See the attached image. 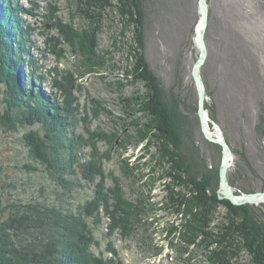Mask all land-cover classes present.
<instances>
[{"label":"rangeland","instance_id":"rangeland-1","mask_svg":"<svg viewBox=\"0 0 264 264\" xmlns=\"http://www.w3.org/2000/svg\"><path fill=\"white\" fill-rule=\"evenodd\" d=\"M16 1L31 12L20 14L19 19L28 26L25 29L33 45L30 54L34 74L42 76L41 84L35 80L33 84L48 94L54 91L53 78L61 79L56 76L55 69L60 75L66 71L73 73L72 89L79 101V111L68 129L69 134H82L88 138L86 129H89L108 135L116 132L117 141L123 133L130 138L124 146L116 141L110 146L106 140H97V149L102 156L106 157L107 153L109 156L103 157L106 187L113 185V177H118L124 197L131 201L141 199L146 211L136 221L135 230L127 236L120 229L108 236L104 218L103 224L94 229L91 251L106 258L119 259L123 264H220L211 259V250L220 249L217 244L210 248L195 244L184 249L180 232L185 218L171 207H164V184L169 181L163 176L166 164H157L154 145L146 150L144 142L137 144L133 138L135 131L131 123L135 114L123 98L135 91L141 93L145 88L142 82L126 84L124 77L131 31L126 33L123 42L118 41L117 17L108 12L97 43L99 51H108L110 64L100 72L83 73L80 55L74 53L68 44H56V50L63 49L56 55L46 44L47 37L61 39L55 28L57 22L77 29L88 26V19L78 10L76 0ZM145 8V57L165 97L175 96L178 109L189 119L188 134L182 133V152L192 163L195 175L201 178V173L220 168L223 154L207 144L196 114L197 94L190 71L198 56L194 41L200 17L197 0H145ZM207 12L208 55L202 73L206 101L213 109L224 137L237 153H233L228 171L237 181L234 189L259 191L264 188V0H208ZM53 13L56 17L49 19ZM30 71L25 63L21 69L24 83H28ZM56 95L60 103L63 96L60 92ZM4 99V88L0 83V112L5 106ZM95 110L98 112L96 116ZM30 129L42 132L37 124L21 125L15 131L0 124L2 215L7 214V205L14 200H46L76 210L77 205L92 194V185L80 176L82 174L65 176L74 183L71 185L56 181L40 161L31 157L29 147L25 145L23 135ZM209 130L216 131L210 124ZM82 149L80 157L88 159L91 146L86 144ZM242 153L250 167L243 161ZM26 165L33 169L26 168ZM260 203L264 204L258 201L253 205L256 206V215L264 218V205ZM225 212L223 205L216 208L210 224L213 233L219 232V227L226 223ZM108 243L116 254L107 250ZM250 262V255L245 250L229 259V264Z\"/></svg>","mask_w":264,"mask_h":264},{"label":"trees","instance_id":"trees-1","mask_svg":"<svg viewBox=\"0 0 264 264\" xmlns=\"http://www.w3.org/2000/svg\"><path fill=\"white\" fill-rule=\"evenodd\" d=\"M76 3L78 10L88 19V26L77 29L70 24L55 23L61 39L47 37L48 50L56 55L63 50L62 47L56 50V44H68L74 53L80 55L83 73L100 72L110 64L108 51H99L97 43L107 13L111 11L117 17L118 41L123 42L126 33L131 31L126 47L124 77L126 84L142 82L145 90L133 92L123 98V102L135 114L131 123L135 143L144 142L146 150L154 145L157 164H166L163 176L169 181L164 184V207H171L185 218L180 232L184 249L195 244L206 248L217 244L220 249L211 250V259L220 264H229V259L242 250L250 255V264H264V218L256 215V206L233 205L226 199H219V169H209L201 173L200 178L182 152V133L188 134L189 119L178 109L175 96L165 97L146 60L145 0H76ZM28 12L16 0L15 3L0 0V83L5 96L0 124L11 131L21 125H39L42 132L30 129L23 135L31 157L40 161L63 185L74 184L65 176L82 174L80 176L92 185L93 192L77 205L76 210L46 200H14L8 203L7 214L2 215L3 208L0 211V264H123L119 259L106 258L91 251L94 229L101 226L105 218L108 236L116 229L127 236L135 230L136 221L146 208L141 199L131 201L124 197L118 177H113V185L106 187L105 156L98 153L96 143L97 140H106L113 146L116 141L124 146L130 138L123 133L117 141L116 132L108 135L89 129H86L88 138L82 134H69L68 129L79 111V101L72 89L73 73L66 71L60 75L55 69L56 76H61V79L53 78L54 91L48 94L33 84L34 80L41 84L42 76L34 74V61L30 54L33 45L25 29L28 26L19 19L20 14ZM51 16L56 17L53 13L48 18ZM25 63L31 68L28 83L22 81L21 69ZM203 81L205 84V78ZM56 92L63 96L60 103ZM205 108L218 124L207 101ZM96 110L95 116L98 114ZM86 144L92 148L88 159L80 157ZM207 144L221 152L218 145L208 141ZM232 151L237 154L234 148ZM105 158H109L108 153ZM242 158L250 167L243 153ZM228 182L233 188L237 185L231 172H228ZM251 192L254 191L246 189L244 193ZM219 205L226 208V223L219 227V232L213 233L210 224ZM107 250L117 253L109 243ZM228 253V258H225Z\"/></svg>","mask_w":264,"mask_h":264},{"label":"water","instance_id":"water-1","mask_svg":"<svg viewBox=\"0 0 264 264\" xmlns=\"http://www.w3.org/2000/svg\"><path fill=\"white\" fill-rule=\"evenodd\" d=\"M197 10L199 14L198 23L201 26L200 33L195 37L194 41L198 48V56L191 66L190 76L196 88L197 94V117L200 124V130L204 139L210 143L216 144L222 151V162L218 171V180L220 185L219 199H227L234 205L254 204L256 202H264V190L244 193L241 190H235L228 182V171L232 164L233 151L224 137L221 127L209 116L208 110L205 108L206 90L201 75V69L207 60L208 49L206 45V30L208 27L207 0H197ZM207 117L212 128H216V133L209 131L202 123V118Z\"/></svg>","mask_w":264,"mask_h":264},{"label":"bare ground","instance_id":"bare-ground-1","mask_svg":"<svg viewBox=\"0 0 264 264\" xmlns=\"http://www.w3.org/2000/svg\"><path fill=\"white\" fill-rule=\"evenodd\" d=\"M201 30V26L200 24L197 22L196 27H195V37H197V35L200 33ZM202 123L204 124V126L209 130V121L207 119V117H203L202 118ZM216 130V128H215ZM210 131V130H209ZM216 132V131H215Z\"/></svg>","mask_w":264,"mask_h":264}]
</instances>
